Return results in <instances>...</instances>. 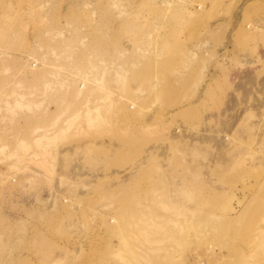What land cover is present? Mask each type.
<instances>
[{"label": "rangeland", "instance_id": "1", "mask_svg": "<svg viewBox=\"0 0 264 264\" xmlns=\"http://www.w3.org/2000/svg\"><path fill=\"white\" fill-rule=\"evenodd\" d=\"M0 264H264V0H0Z\"/></svg>", "mask_w": 264, "mask_h": 264}, {"label": "bare ground", "instance_id": "2", "mask_svg": "<svg viewBox=\"0 0 264 264\" xmlns=\"http://www.w3.org/2000/svg\"><path fill=\"white\" fill-rule=\"evenodd\" d=\"M257 108V107H256ZM263 122V121H262ZM258 130V129H257Z\"/></svg>", "mask_w": 264, "mask_h": 264}]
</instances>
